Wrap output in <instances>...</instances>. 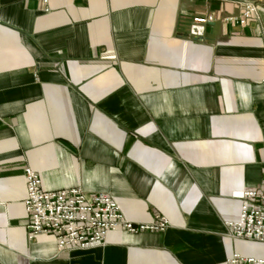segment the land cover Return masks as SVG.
Listing matches in <instances>:
<instances>
[{
    "label": "crops",
    "instance_id": "obj_1",
    "mask_svg": "<svg viewBox=\"0 0 264 264\" xmlns=\"http://www.w3.org/2000/svg\"><path fill=\"white\" fill-rule=\"evenodd\" d=\"M246 1L258 17L246 23ZM213 15L195 37L197 16ZM113 196L134 223L103 245L28 238L25 169ZM264 176V0H0V264H228Z\"/></svg>",
    "mask_w": 264,
    "mask_h": 264
},
{
    "label": "built area",
    "instance_id": "obj_2",
    "mask_svg": "<svg viewBox=\"0 0 264 264\" xmlns=\"http://www.w3.org/2000/svg\"><path fill=\"white\" fill-rule=\"evenodd\" d=\"M252 16L258 17V8L254 2L246 1L242 17H226V21L244 24ZM213 21V15L195 17L191 34L202 37L205 26ZM25 178L27 196L24 205L29 217L30 240L47 235L54 239L60 250L89 249L103 245L107 234L113 230L139 233L165 231L169 227L165 216H158L150 223L130 221L117 200L106 192L87 194L80 187L46 189L39 173L30 167L25 169ZM240 199L239 218L228 222L229 234L264 243V176L258 187L242 191ZM227 263L264 264V257L234 253Z\"/></svg>",
    "mask_w": 264,
    "mask_h": 264
}]
</instances>
